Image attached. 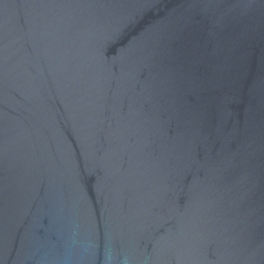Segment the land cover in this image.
<instances>
[{"label":"water","instance_id":"obj_1","mask_svg":"<svg viewBox=\"0 0 264 264\" xmlns=\"http://www.w3.org/2000/svg\"><path fill=\"white\" fill-rule=\"evenodd\" d=\"M0 264H264V0H0Z\"/></svg>","mask_w":264,"mask_h":264}]
</instances>
